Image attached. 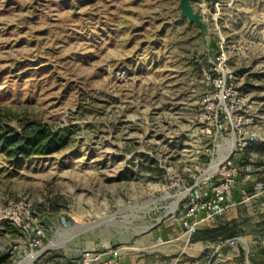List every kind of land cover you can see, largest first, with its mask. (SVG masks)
Returning <instances> with one entry per match:
<instances>
[{"label": "rangeland", "instance_id": "374dc122", "mask_svg": "<svg viewBox=\"0 0 264 264\" xmlns=\"http://www.w3.org/2000/svg\"><path fill=\"white\" fill-rule=\"evenodd\" d=\"M179 1L0 0V134L37 122L58 136L47 156L0 154V210L25 204L0 224V264H264L250 196L183 224L232 136L198 123L215 80L241 92L245 137L264 143V0L192 2L209 43ZM227 224L231 240H193Z\"/></svg>", "mask_w": 264, "mask_h": 264}, {"label": "built area", "instance_id": "2783aa9c", "mask_svg": "<svg viewBox=\"0 0 264 264\" xmlns=\"http://www.w3.org/2000/svg\"><path fill=\"white\" fill-rule=\"evenodd\" d=\"M221 57L223 58V55ZM214 85L215 90L206 95L201 101L197 114L198 123L204 126L203 129L206 133H210L213 128L217 130L219 125L222 124L225 127L230 126L234 137L232 153L233 157H235L242 154L248 146L241 123L243 115L247 109H250V105L246 104L241 92L227 88L225 77L215 80ZM230 116L231 118L233 117V121H231ZM233 122H237L235 126L232 125ZM220 167L219 176L212 184L209 198L191 201L183 216L185 220L183 223L184 227L190 234L196 231V223L192 221L197 220L200 212H204V219L200 220L204 221L210 219L214 214L224 213L229 207L226 202L235 188L238 168L232 163L230 158L226 159ZM22 207H25L23 202L7 204L3 210H0V224H19L20 218L16 215V211L22 209ZM261 208L264 209V203L261 204ZM39 234L40 232H38Z\"/></svg>", "mask_w": 264, "mask_h": 264}, {"label": "trees", "instance_id": "16d2710c", "mask_svg": "<svg viewBox=\"0 0 264 264\" xmlns=\"http://www.w3.org/2000/svg\"><path fill=\"white\" fill-rule=\"evenodd\" d=\"M58 147V136L50 127L32 122L24 125L20 131L5 128L0 134V154L10 161H17L18 158L29 159L34 156H47ZM200 235H194V241H219L225 242L231 240L236 234V228L225 227L214 231L199 232ZM264 255V253H263ZM53 260V258L44 257L43 261ZM6 262L5 257L0 258V263Z\"/></svg>", "mask_w": 264, "mask_h": 264}, {"label": "crops", "instance_id": "0c3cea01", "mask_svg": "<svg viewBox=\"0 0 264 264\" xmlns=\"http://www.w3.org/2000/svg\"><path fill=\"white\" fill-rule=\"evenodd\" d=\"M264 143L258 141L257 143H248L244 155L240 159L236 156L231 160L232 163L238 168V176L231 196L227 199L226 204L229 206L224 212L227 213L233 207L244 203L245 197L250 196V199H255L259 206L260 212L264 214V209H261V204L264 203ZM239 164V167H238ZM199 182H194L189 188V192L200 193L204 192L202 199H208L210 196V185L207 189H204L199 185ZM247 194V195H246ZM215 215L220 214H214ZM204 212H200L199 217H203ZM211 217V218H212ZM209 220V219H208Z\"/></svg>", "mask_w": 264, "mask_h": 264}, {"label": "water", "instance_id": "95a60500", "mask_svg": "<svg viewBox=\"0 0 264 264\" xmlns=\"http://www.w3.org/2000/svg\"><path fill=\"white\" fill-rule=\"evenodd\" d=\"M194 1H200V0H180L179 1L178 7L180 10V18L186 19L189 23H192V24L196 25L197 27H199L201 29V31L203 32V34L205 35L207 43H209V37L207 34L206 25L200 21L199 16L196 13H193L191 3ZM210 1L213 2L214 0H210ZM188 193H189V191H188ZM152 228L153 227H151L147 231L151 230ZM48 250H49L48 247L44 248L39 253V257L44 255Z\"/></svg>", "mask_w": 264, "mask_h": 264}, {"label": "bare ground", "instance_id": "6f19581e", "mask_svg": "<svg viewBox=\"0 0 264 264\" xmlns=\"http://www.w3.org/2000/svg\"><path fill=\"white\" fill-rule=\"evenodd\" d=\"M229 146H228V148H227V150H226V152H225V155H224V158H223V160L220 162V161H218V162H216V161H213L212 162V164H211V166H210V168H209V170L205 173V175L204 176H212L213 174H215V172L217 171V169H218V166H219V164L220 163H222V162H224L227 158H228V156L230 155V153L232 152V150H233V147H234V137L233 136H230V138H229V144H228ZM204 176H202V179H203V177ZM177 204V203H176ZM176 204H175V206H174V209H175V207H176ZM53 245H49L48 246V248H51ZM30 260L31 259H28V263L30 262Z\"/></svg>", "mask_w": 264, "mask_h": 264}]
</instances>
